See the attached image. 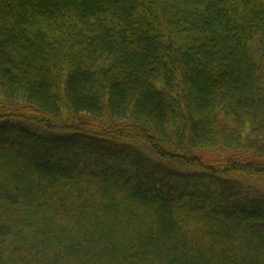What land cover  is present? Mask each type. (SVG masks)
<instances>
[{
    "label": "trees",
    "instance_id": "1",
    "mask_svg": "<svg viewBox=\"0 0 264 264\" xmlns=\"http://www.w3.org/2000/svg\"><path fill=\"white\" fill-rule=\"evenodd\" d=\"M0 264H264V0H0Z\"/></svg>",
    "mask_w": 264,
    "mask_h": 264
}]
</instances>
